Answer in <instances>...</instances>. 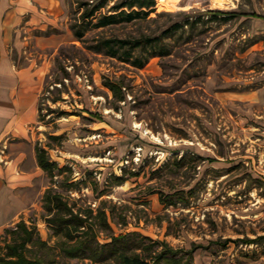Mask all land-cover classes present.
<instances>
[{
  "label": "rangeland",
  "instance_id": "374dc122",
  "mask_svg": "<svg viewBox=\"0 0 264 264\" xmlns=\"http://www.w3.org/2000/svg\"><path fill=\"white\" fill-rule=\"evenodd\" d=\"M78 1L66 0L69 17L57 31L63 45L32 53L45 72L34 145L72 172L53 182L46 173L27 191L32 207L20 219L48 244L27 255L93 264L62 255V238L45 220L43 198L54 187L77 209L105 208L111 230L96 228L101 244L139 233L182 257L193 250V264H264V0H155L148 20L87 35L88 45L100 36L163 38L168 54L150 52L144 69L76 40ZM209 11L237 16L211 20ZM185 20L202 22L164 35ZM107 82L122 88L123 102ZM122 176L118 186L114 177Z\"/></svg>",
  "mask_w": 264,
  "mask_h": 264
},
{
  "label": "trees",
  "instance_id": "16d2710c",
  "mask_svg": "<svg viewBox=\"0 0 264 264\" xmlns=\"http://www.w3.org/2000/svg\"><path fill=\"white\" fill-rule=\"evenodd\" d=\"M155 12V0H120L113 5L112 0H81L78 1L77 10L73 14L79 17L72 18L74 23L71 24V31L86 50L131 64L137 69H144L149 63L150 52L159 50L163 55L168 54L162 45L163 38L145 36L132 40L108 39L100 36L94 39L93 45H88L87 35L113 26L148 20ZM208 14L211 20L219 19L227 22L237 16L236 13L223 11H209ZM200 22L202 21L185 20L175 23L165 31L164 35H173L178 31H184L186 27L194 28ZM136 52L147 54V57L136 56ZM105 86L118 101L125 100L121 96L122 88L119 85L107 82ZM36 152L39 167L48 174L52 182L56 176L66 171L72 172L71 169L60 168L58 163L53 162L45 148L37 145ZM114 178L118 186L126 181L124 176ZM43 202L47 212L46 223L55 237L62 238L59 247L62 255L68 259L90 261L93 264H182L187 257L184 264H193V250L184 253L182 257L178 251L169 248L168 245L151 241L139 233L111 237L109 243L101 244L98 241L96 228L100 229L103 226L111 230L105 208H100L98 211L90 209L88 212L77 209L76 205L66 201L54 187L47 189ZM6 236L0 264H46L41 257L30 258L27 255L32 248L48 247L36 226H30L22 219L14 229H6ZM147 241L149 244L146 243ZM155 248H161V251H154Z\"/></svg>",
  "mask_w": 264,
  "mask_h": 264
},
{
  "label": "crops",
  "instance_id": "0c3cea01",
  "mask_svg": "<svg viewBox=\"0 0 264 264\" xmlns=\"http://www.w3.org/2000/svg\"><path fill=\"white\" fill-rule=\"evenodd\" d=\"M68 14L66 0H0V238L30 210L27 191L46 174L33 139L44 62L32 53L63 45L57 31Z\"/></svg>",
  "mask_w": 264,
  "mask_h": 264
},
{
  "label": "bare ground",
  "instance_id": "6f19581e",
  "mask_svg": "<svg viewBox=\"0 0 264 264\" xmlns=\"http://www.w3.org/2000/svg\"><path fill=\"white\" fill-rule=\"evenodd\" d=\"M182 1L183 0H162V2L166 3L169 6H175L177 4H180ZM228 1H231V0H213L214 3H216L220 6L224 5Z\"/></svg>",
  "mask_w": 264,
  "mask_h": 264
}]
</instances>
